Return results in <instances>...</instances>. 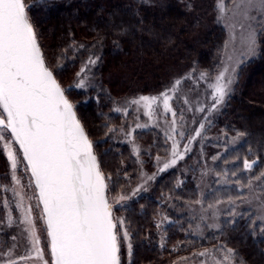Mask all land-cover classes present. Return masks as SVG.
<instances>
[{
  "label": "trees",
  "instance_id": "1",
  "mask_svg": "<svg viewBox=\"0 0 264 264\" xmlns=\"http://www.w3.org/2000/svg\"><path fill=\"white\" fill-rule=\"evenodd\" d=\"M229 1L224 0L226 4ZM24 2L45 64L65 90L92 144L108 184L107 197L130 189L137 180L139 167L129 147L114 139V130L123 117L113 107L121 99L134 95L160 93L175 77L190 72L213 74L217 70L226 37L216 19L218 0ZM256 38L257 55L239 67L235 87L215 116L212 132L242 137L241 144L227 152L221 161L232 168L235 182L246 186L249 174L254 179L259 177L264 187V175H261L264 173V27L258 28ZM90 58L95 60L94 65L88 66L92 85L84 90L76 89V74ZM134 137L143 149L141 157L150 172L154 158L164 156L165 142L152 129L136 131ZM245 160L255 162L247 173ZM3 167L0 156V171ZM178 176L175 168L156 172L147 194L126 208L133 245L131 264H166L188 245L202 247L208 243L193 237L184 239L181 234L184 228L180 232L167 228L161 249L152 237L154 220L160 211L166 210L177 221L173 207H181L183 200H196L194 183L178 187ZM8 180V171L0 173V219L5 203L11 199L6 187ZM241 195L234 189L217 190L207 200ZM13 230V226L5 228L0 220V264L16 262L19 256L12 248ZM212 237V242L218 238L233 249L235 261L264 264V239L253 232L250 217L233 223L225 221Z\"/></svg>",
  "mask_w": 264,
  "mask_h": 264
},
{
  "label": "snow or ice",
  "instance_id": "2",
  "mask_svg": "<svg viewBox=\"0 0 264 264\" xmlns=\"http://www.w3.org/2000/svg\"><path fill=\"white\" fill-rule=\"evenodd\" d=\"M217 9L220 18H223L228 10L224 0H218ZM237 9L245 21L241 28L247 33L242 43L243 55L255 56L258 43L254 24L264 27V0H242ZM253 11L260 14V20L251 15ZM234 40L235 37L230 35V41ZM94 64L95 60L90 58L88 64L76 74L75 87L86 88L87 73L90 71L88 66ZM201 76L204 78L206 74L202 73ZM231 83V79L225 81L223 73L217 76L213 85V108L224 102ZM179 84L177 80L170 90L161 93L165 111H171L169 91L175 92ZM161 97L140 96L130 103L143 106L151 114L152 106ZM0 109L6 114V117L0 115V140L11 138L19 144L35 181V188L39 190V202L43 204L50 238V264H121V237L128 242L130 258L132 245L129 231L124 227L125 221L113 217L112 205L106 196V178L99 169L92 145L76 117L73 104L45 64L24 0H0ZM114 110L121 111L120 108ZM172 116L175 117L176 113L172 112ZM203 128L201 124L200 129ZM9 131L11 137H6L4 133ZM200 134L197 131L195 135ZM3 148L11 161L12 180L19 184L15 175L16 156L7 142ZM177 148L174 140L172 158L158 169L160 172L184 158ZM188 150L185 146V152ZM134 151L138 150L134 148ZM254 163L245 160L244 168L250 170ZM124 199L126 197L120 196L118 201ZM16 206L24 208L23 198ZM22 216L20 223L26 225L24 231L32 239L36 258L42 264H49L37 247L39 238L35 234L31 208H24ZM8 223L11 226V216ZM9 264L16 262L10 261Z\"/></svg>",
  "mask_w": 264,
  "mask_h": 264
},
{
  "label": "rangeland",
  "instance_id": "3",
  "mask_svg": "<svg viewBox=\"0 0 264 264\" xmlns=\"http://www.w3.org/2000/svg\"><path fill=\"white\" fill-rule=\"evenodd\" d=\"M241 4L242 0L229 1L226 4L228 10L223 14V18H220L221 14L217 9L216 19L218 24L223 28L226 37L219 66L213 74L190 72L181 78L175 77L173 82L168 85L169 87L160 93L134 95L130 98L121 99L113 107V110L120 108V112L115 110L114 112L123 117L120 126L114 130V139L129 147L139 167L137 180L130 189L107 197L112 205L114 218L124 219V227L129 231L125 210L130 203L147 194L149 185L153 180L148 178L154 177L156 172H160L158 169L172 158L171 152L174 140L178 146V152L183 153L184 158L178 159L177 163L168 169H177L179 173L178 187L184 186L187 182H192L195 185L197 191L196 200L193 202L183 200L181 207H173V214L178 217L177 221L166 210L159 212L158 217L154 220L155 228L152 237L161 249L164 245L165 230L167 228L172 227L174 232H180L184 228V233H181L184 239L193 237L196 240H203L208 243L202 247H198L197 245L191 247L192 245H188L187 249L183 248L176 257L171 258L166 264H243L242 262L235 261L236 256L231 247L225 245L221 240L218 241V238L215 242H212L214 238L212 235L221 229L222 223L225 221L233 223L238 219L247 220L250 217L253 232L264 239V187L260 181L261 179L251 178L248 174L246 186L235 182L236 174L234 175L229 165L221 161L222 157L227 152L237 148L243 139L242 137H227L222 133L217 134L214 131L212 132L215 116L218 115L221 108L226 104L229 95L235 87L239 67L256 57V55H243L242 43L247 33L245 29L241 28V24H245V21L237 9V5ZM251 15L256 20L261 19L260 14L256 11H253ZM254 27L257 34L260 25L254 24ZM230 35L235 37L234 41H230ZM202 73L206 74L204 78L201 76ZM221 73L224 74L225 81L231 79L232 83L229 85V91L224 102L213 108V85H215L216 78ZM88 76L87 73V86L84 89L92 85V79ZM177 80L180 81V84L177 86L176 91H169V96L171 97L169 108L171 111H165L161 93L170 90ZM75 84L74 88L81 89L75 87ZM140 96H155L161 97V99L152 106L151 114H149V110L143 106L130 103V101L138 99ZM172 112L176 113L175 117L172 116ZM0 115L4 116L2 109H0ZM174 119L176 121L175 125L173 124ZM201 124L204 125L203 129H200ZM173 128H175V132H173ZM150 129L155 130L161 135L166 145V151L164 156L159 157V161L157 157L154 158L152 162L154 168L149 172L145 166L144 158L141 157L143 149L135 139L134 133ZM197 131L201 133L199 136L195 135ZM179 133H183V135L181 136ZM4 135L10 137L8 132L4 133ZM193 137L195 138L192 139ZM190 139H192L191 144H189ZM5 142L10 145L12 153L16 156L17 168L15 175L19 180V184L12 180L13 169L11 161L8 159V153L3 148ZM185 146L189 149L186 152ZM134 148L138 151H134ZM0 154L4 163V167L0 173L6 171L9 173L6 187L9 196H11L10 201L5 203L3 217L0 220L4 222L5 228H7L9 227V216L12 218L11 226L14 227L13 234L15 236V239L12 240V248L19 255L15 259L16 263L42 264V261L35 256L29 233L24 231L26 225L20 223L23 218L22 212L24 208L30 207L31 218L35 225V234L39 238L37 247L42 250L44 259L49 261L50 264L49 243L35 189L21 154L11 138L6 141L0 140ZM245 170L247 173L248 170ZM138 188L139 191H136ZM229 189H234L238 193H241V197L221 199L218 196L215 200H207L213 192L217 190L227 191ZM120 196H124L126 199L118 201ZM21 198H23L24 208H17L16 205L20 202ZM168 208L171 207L165 206V209ZM184 216H186V222L182 221L184 220ZM122 231L123 229H121ZM129 235L132 245L130 232ZM127 243L121 237L119 255L122 264H131L133 259V245L132 255L129 258ZM229 249L232 250L231 253ZM200 253L205 254L200 255Z\"/></svg>",
  "mask_w": 264,
  "mask_h": 264
},
{
  "label": "water",
  "instance_id": "4",
  "mask_svg": "<svg viewBox=\"0 0 264 264\" xmlns=\"http://www.w3.org/2000/svg\"><path fill=\"white\" fill-rule=\"evenodd\" d=\"M2 111H3V109H2ZM74 111H75V110H74ZM75 113H76V112H75ZM3 114H4V117H6V114H5V113H3ZM76 117H77V115H76ZM77 119H78V118H77ZM8 134H9L10 137H11V133H10V131L8 132ZM12 140H13V139H12ZM88 140H89V138H88ZM89 141H90V140H89ZM13 142H14V140H13ZM14 143H15V142H14ZM90 143H91V142H90ZM15 145H16V147L18 148V150H19V152H20V154H21V157H22V159H23V161H24V164H25V166H26V168H27L28 174H29V176H30V178H31L32 185H33V187H34V189H35L36 197H37V200H38V204H39V206H40V209H41V213H42V217H43V222H44V226H45L46 234H47V228H46V223H45L46 217H44V213H43V204L39 202V190L35 188V181H34V179L31 177V171H30V169L27 167V161H25L24 158H23V152H22V149H20V146H19L18 143H15ZM91 145H92V144H91ZM92 153H93V148H92ZM93 154H94V153H93ZM97 163H98V162H97ZM47 238H48L49 252H50V238L48 237V235H47ZM50 257H51V252H50Z\"/></svg>",
  "mask_w": 264,
  "mask_h": 264
}]
</instances>
